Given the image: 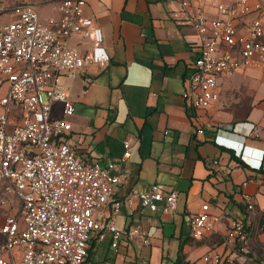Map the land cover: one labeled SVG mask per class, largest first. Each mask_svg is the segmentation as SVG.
Returning a JSON list of instances; mask_svg holds the SVG:
<instances>
[{"label": "crops", "instance_id": "1", "mask_svg": "<svg viewBox=\"0 0 264 264\" xmlns=\"http://www.w3.org/2000/svg\"><path fill=\"white\" fill-rule=\"evenodd\" d=\"M61 1L14 2L35 9L51 3V15L43 18L57 20ZM84 1L87 14L101 29L110 60L105 68L89 64L79 76L61 78L59 89L72 102L74 114L64 117L63 104L53 102L52 117L71 125L70 137L81 161L101 166L116 162L123 142H131L130 157L119 170L118 198L154 183L177 193V210L171 215L121 207L116 227H140L141 235L120 241L116 249L108 234L103 241L92 238L87 264H175L179 257L184 263L214 264L203 261L212 253L223 255L227 264H257L255 256L235 253L224 239L231 220L244 215L245 194L264 214V64L253 61L220 78L218 102L194 110L181 95L201 37L181 0ZM229 2L195 4L213 20L218 17L216 5ZM71 44L88 48L77 39ZM206 122L211 128L197 134ZM243 182L247 186L240 188ZM204 203L213 215L226 211L229 218L196 242L189 236L188 221ZM107 215L108 210H100L94 217ZM258 237L253 242L264 235Z\"/></svg>", "mask_w": 264, "mask_h": 264}, {"label": "built area", "instance_id": "2", "mask_svg": "<svg viewBox=\"0 0 264 264\" xmlns=\"http://www.w3.org/2000/svg\"><path fill=\"white\" fill-rule=\"evenodd\" d=\"M14 1L0 0V189L14 196L20 209L0 218V264H87L92 238L103 241L108 234L116 249L120 241L141 235L140 227H116L121 207L171 215L177 210V193L154 183L118 198L119 170L130 157L131 142H123L116 162L101 166L81 161L70 137L71 125L52 117L53 102L63 104L64 117L74 114L72 102L59 89L61 78H75L89 64L105 68L110 60L85 1L62 0L58 19L45 22L33 6ZM196 1L181 0L201 37L181 98L194 110H206L219 100L220 78L253 61L264 64V0L218 4L213 20H207ZM4 17L9 21H2ZM74 39L87 42L88 48L73 46ZM205 128L211 123L203 124L197 134ZM257 133L255 129L253 135ZM246 186L243 182L240 188ZM100 210H108V215L95 218ZM228 218L226 211L213 215L204 203L189 218V236L207 237ZM259 235H264L263 213L245 194L244 215L231 220L224 244L253 259L250 245ZM203 261L226 260L212 253Z\"/></svg>", "mask_w": 264, "mask_h": 264}, {"label": "rangeland", "instance_id": "3", "mask_svg": "<svg viewBox=\"0 0 264 264\" xmlns=\"http://www.w3.org/2000/svg\"><path fill=\"white\" fill-rule=\"evenodd\" d=\"M40 19L42 22H45L44 17L50 16L52 11V4L49 3L42 9L36 8ZM4 22L9 21L8 17H4L2 20ZM4 91V88L0 89V96L2 95ZM20 209V203L18 200L9 194H6L4 191L0 189V218H4L6 216H11L14 214H17ZM264 251V238L262 239H256L252 244L250 245V251L255 256V262L257 264H264V258L259 254V251Z\"/></svg>", "mask_w": 264, "mask_h": 264}, {"label": "trees", "instance_id": "4", "mask_svg": "<svg viewBox=\"0 0 264 264\" xmlns=\"http://www.w3.org/2000/svg\"><path fill=\"white\" fill-rule=\"evenodd\" d=\"M263 222H264V214H263ZM193 241H196L195 239H192ZM201 241V240H200ZM196 242H199V241H196ZM181 249V248H180ZM89 251V250H88ZM259 254L261 255V256H263V258H264V251L262 252V250L261 251H259ZM175 264H189V263H184L181 259H180V257L178 258V260H177V262L175 263ZM223 264H227L225 261H224V263ZM235 264H237V263H235Z\"/></svg>", "mask_w": 264, "mask_h": 264}]
</instances>
